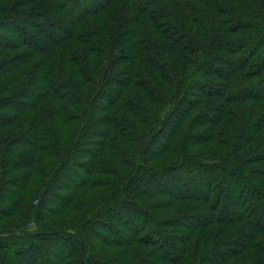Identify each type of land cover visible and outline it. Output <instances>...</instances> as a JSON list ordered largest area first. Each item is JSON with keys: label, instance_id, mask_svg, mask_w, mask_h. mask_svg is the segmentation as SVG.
I'll return each mask as SVG.
<instances>
[{"label": "trees", "instance_id": "1", "mask_svg": "<svg viewBox=\"0 0 264 264\" xmlns=\"http://www.w3.org/2000/svg\"><path fill=\"white\" fill-rule=\"evenodd\" d=\"M56 47L39 92L0 97V219L109 190L71 226L0 229V264H120L95 244L144 247L139 264H264V0H0V76Z\"/></svg>", "mask_w": 264, "mask_h": 264}, {"label": "rangeland", "instance_id": "2", "mask_svg": "<svg viewBox=\"0 0 264 264\" xmlns=\"http://www.w3.org/2000/svg\"><path fill=\"white\" fill-rule=\"evenodd\" d=\"M20 21V22H19ZM41 21H38L37 25L41 24ZM24 26V23L22 24L21 19L18 20L17 22V26L16 29L11 28V30L13 31V33L16 35V39L17 40H22L21 37H19V30L20 28ZM39 28H41L40 26H38ZM59 32H62L61 29H58V32H56V30H53L52 32V37L51 38H56L57 35L59 34ZM49 36V35H48ZM10 40L12 41L13 38H10ZM34 40V39H33ZM32 40V42H34ZM3 43H5V40H3ZM70 45V44H69ZM71 45H73L74 47L77 45L75 42H71ZM18 50H24V47H18ZM60 50H62L60 47H56L54 48V50L52 51V53L50 54H45L44 57L46 60L43 61V56L41 54H33L30 55L28 57V60L26 63H24L22 66H20V68L18 69H10L8 70V72L2 76H0V97L1 98H7L12 92L16 91V90H20L22 88H24L27 84L29 85L27 88H32V87H37L36 92H39L40 90V85L36 84V82L40 81V79L35 78L33 82H31V84H29L30 79L32 77V75L39 71V69L37 70V68L40 65L45 64V69H52L54 70V67L51 66L52 63H55L54 60H56L58 58V53H60ZM55 52V53H54ZM54 59V60H53ZM41 62V63H39ZM50 67V68H48ZM26 89V88H24ZM44 89V88H43ZM47 102L50 100L46 99ZM22 103L26 102L25 99L21 100ZM56 104L58 103V101H55ZM8 104V102L4 103ZM3 105V106H4ZM47 103L46 102H42L40 104V109L41 111L44 110V108L46 107ZM6 106V105H5ZM1 107V106H0ZM26 113H24L23 115H25ZM7 125H9V123L5 124L4 127H6ZM68 133V132H67ZM64 143H67L70 136H72V133L70 135H64ZM61 135V137H64ZM192 152L195 153H201V154H209L213 151H221V148L219 147L218 144L211 142V143H205L203 145H199L194 147L192 150ZM39 156V155H38ZM42 159V164L45 168H49L50 166L53 165V162L48 159H44L43 157ZM5 160H8V157H5ZM170 160H172V156L171 155H167L165 157H161V158H157L155 160H153V163H151V165H156V166H164L166 165V163H168ZM22 171H17V173H21ZM12 175L13 172H12ZM104 180H108L110 179L107 176H103L102 177ZM36 182H38V179L35 178V181L31 184V186L35 185ZM105 183V182H103ZM109 188L103 184V185H96L92 188H87L86 190H81L80 192H77L76 197H75V201L76 203L79 205V210L78 211H62L58 214H54V215H50L46 218H43L41 221H36L35 219H31V220H27L24 221V216H23V212L21 213L20 210H18V212H16V214L14 216H7L4 218L0 219V229H18L19 227H24L28 232L33 233L35 231L40 230L41 226H48V227H60V228H64L67 226H71L72 224L77 223L79 220L84 219V212L87 209L92 208L93 204L97 203L98 201H100L103 196L108 192ZM25 192V191H24ZM29 193L30 196H33L31 194V191H27ZM23 195V194H22ZM24 196H26L24 194ZM188 208L189 205L188 204H176V205H170L167 209H165L164 213H168V214H172L175 213L178 209H184V208ZM41 225V226H40ZM95 248V251L98 252L100 255L105 256L107 258H111V259H115L116 261H118L120 264H139L140 262L138 261V256L139 254H136L134 252V248H139L140 250V254H143L144 251L146 249H144V247H140V246H135L134 248H130L128 250L123 249V248H114V247H104L102 245H93ZM56 251H58V249H56ZM50 256H53L52 254ZM2 259V258H0ZM47 264H52V262H49Z\"/></svg>", "mask_w": 264, "mask_h": 264}]
</instances>
